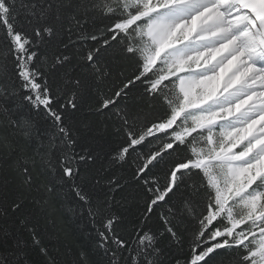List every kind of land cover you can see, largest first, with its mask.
I'll list each match as a JSON object with an SVG mask.
<instances>
[{"label": "snow or ice", "instance_id": "obj_1", "mask_svg": "<svg viewBox=\"0 0 264 264\" xmlns=\"http://www.w3.org/2000/svg\"><path fill=\"white\" fill-rule=\"evenodd\" d=\"M0 264H264V0H0Z\"/></svg>", "mask_w": 264, "mask_h": 264}, {"label": "trees", "instance_id": "obj_2", "mask_svg": "<svg viewBox=\"0 0 264 264\" xmlns=\"http://www.w3.org/2000/svg\"><path fill=\"white\" fill-rule=\"evenodd\" d=\"M126 74H131V67L130 66L128 67ZM64 227L67 231L77 232L78 228H79V221H73L70 219L69 222ZM61 241H63V235L62 234H61ZM45 243H48V241L45 240ZM52 243H55V238H53ZM31 256H32V259H34V260L39 261V259H40L35 253H32Z\"/></svg>", "mask_w": 264, "mask_h": 264}]
</instances>
